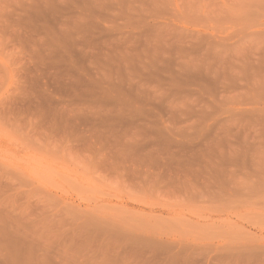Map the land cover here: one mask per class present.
<instances>
[{"label": "rangeland", "instance_id": "rangeland-1", "mask_svg": "<svg viewBox=\"0 0 264 264\" xmlns=\"http://www.w3.org/2000/svg\"><path fill=\"white\" fill-rule=\"evenodd\" d=\"M263 194L264 0H0V264H264Z\"/></svg>", "mask_w": 264, "mask_h": 264}, {"label": "bare ground", "instance_id": "bare-ground-1", "mask_svg": "<svg viewBox=\"0 0 264 264\" xmlns=\"http://www.w3.org/2000/svg\"><path fill=\"white\" fill-rule=\"evenodd\" d=\"M56 159L58 160V158H56ZM60 161H61V160H60ZM65 168H66V167H65ZM96 191H97V190H96ZM97 192H98V191H97ZM99 192H100V191H99ZM261 192H262V191H261ZM256 193H257V192H256ZM99 194L101 195V193H99ZM258 194H259V193H258ZM260 194H261V193H260ZM253 195L256 196L255 193H254ZM261 195H262V194H261ZM261 195H259V196H261ZM263 195H264V194H263ZM259 196H258V197H259ZM212 197H213V196H212ZM249 197H251V196H249ZM229 198H230V196H229ZM251 198H252V197H251ZM262 198H264V197H262ZM247 199H250V198H247ZM247 199H246V201H247ZM258 199H259V198H258ZM206 200H208V199H206ZM209 200H211V199H209ZM225 200H226V199H225ZM228 200H229V199H228ZM253 200H254V199H253ZM212 201H213V199L211 200V202H212ZM234 201H235V198H234ZM251 201H252V200H251ZM259 201H260V200H259ZM261 201H262V199H261ZM187 202L189 203L188 205H191L189 201H187ZM237 202H238V201H237ZM213 203H215V202L213 201ZM213 203H209V204H213ZM230 203H231V202H230ZM249 203H250V202H249ZM253 203H254V202H253ZM257 203H258V202H257ZM217 204H218V203H217ZM219 204H220V202H219ZM233 204H234V203H233ZM255 204H256V202H255ZM255 204H254V205H255ZM262 204H264V203H262ZM262 204H260V206H261ZM178 205H179V204H178ZM224 205L226 206V204H224ZM228 205H229V204H228ZM238 205H239V204H238ZM209 206H210V205H209ZM209 206H208V207H209ZM213 206H214V205H213ZM233 206H234V205H233ZM245 206H247V205H245ZM248 206H249V205H248ZM258 206H259V204H258ZM262 206H264V205H262ZM262 206H261V207H262ZM168 207H169V206H168ZM210 207H211V206H210ZM216 207H217V206H216ZM226 207H227V206H226ZM226 207H225V208H226ZM242 207H244V206H242ZM254 207H255V206H254ZM187 208H188V207H187ZM217 208L220 209V208H221V205H220V207H217ZM217 208H216V209H217ZM222 208H224V207L222 206ZM222 208H221V209H222ZM210 209H212V207H211ZM213 209H214V208H213ZM234 209H235V208H234ZM234 209H233V210H234ZM256 209H257V208H256ZM225 210H226V209H225ZM258 210H259V209H258ZM215 211H216V210H215ZM217 211H218V210H217ZM223 211H224V210H223ZM230 211H231V210H230ZM212 212H213V210H212ZM219 212H220V211H219ZM88 213H89V212H88ZM196 213H197V212H196ZM249 214H251V213H249ZM83 215H84V213H83ZM83 215H82V213H81V216H83ZM86 215H87V214H86ZM90 215H91V214L89 213V216H90ZM79 216H80V215H78V217H79ZM81 216L79 217L80 219H81ZM93 216H94V215L90 216V218L93 217ZM239 216H240V215H239ZM239 216H238V217H239ZM250 216H251V215H250ZM78 217H77L76 219H78V220L80 221V219H79ZM95 217H96V216H95ZM253 217H254V216H253ZM256 217H257V216H256ZM82 218H83V217H82ZM93 218H94V217H93ZM93 218H92V219H93ZM241 218H242V216H241ZM246 218H247V217H246ZM249 218H251V217H249ZM257 218H258V217H257ZM87 219H89V217H88ZM94 219H95V218H94ZM258 219H259V218H258ZM82 220H83V219H82ZM82 220H81V221H82ZM97 220L100 222V220H102V219L97 218ZM97 220H96V221H95V220H92V222H93V221L97 222ZM175 220H176V219H175ZM184 220H185V219H184ZM242 220H243V219H242ZM250 220H252V219H250ZM260 220L262 221V219H260ZM87 221H88V220H87ZM156 221H157V220H156ZM181 221H182V220H181ZM186 221H187V220H186ZM221 221H222V220H221ZM244 221H245V220H244ZM261 221H260V222H261ZM102 222H104V221H102ZM224 222H225V221H224ZM260 222H259V223H260ZM85 223H86V222H85ZM87 223H88V222H87ZM100 223H101V222H100ZM105 223H107V222H105ZM176 223H178V222H176ZM180 223H181V222H180ZM182 223H183V221H182ZM186 223L189 224L188 222H186ZM249 223H250V222H249ZM251 223H252V221H251ZM253 223H254V222H253ZM256 223L259 225L258 222H255V225H256V226H257ZM90 224H91V222H90ZM156 224H157V223H156ZM165 224L168 225V223H165ZM171 224H172V223H171ZM173 224H174V223H173ZM223 224H224V223H223ZM83 225H84V224H83ZM100 225H102V224H100ZM106 225H107V224H106ZM108 225L110 226V224H108ZM118 225H119V224H118ZM177 225H178V224H177ZM185 225H186V224H185ZM224 225H225V224H224ZM231 225H232V224H231ZM251 225H252V224H251ZM262 225H263V224H262ZM262 225H261V226H262ZM153 226H154V225H153ZM181 226H182V225H181ZM212 226H213V225H212ZM214 226H215V225H214ZM214 226H213V227H214ZM216 226H217V225H216ZM216 226H215V227H216ZM219 226H220V225H219ZM227 226H228V225H227ZM229 226H230V225H229ZM229 226H228V227H229ZM233 226H234V225H233ZM253 226H254V225H253ZM116 227H117V226H116ZM116 227H115V228H116ZM168 227H169V226H168ZM172 227H173V226H172ZM183 227H185V226L183 225ZM210 227H211V226H210ZM238 227H239V226H238ZM241 227H242V226H241ZM241 227H240V228H241ZM235 228L237 229V227H235ZM240 228H239V229H240ZM126 229H127V228H126ZM172 229H173V228H172ZM209 229H210V228H209ZM211 229H212V227H211ZM216 229H217V227H216ZM219 229H220V228H219ZM241 229H242V228H241ZM174 230H175V229H174ZM217 230H218V229H217ZM113 231H114V230H113ZM127 231H128V230H127ZM171 231H172V230H171ZM179 231H180V230H179ZM183 231H184V230H183ZM118 232H119V231H118ZM214 233H215V232H214ZM127 234H129V233H127ZM115 235H116V234H115ZM124 235H126V232H124ZM159 235H160V234H159ZM233 235H234V234H232V236H233ZM239 235H241V234H239ZM155 236H156V235H155ZM234 236H237V235H234ZM245 236H246V233H245ZM120 237H121V236H120ZM128 237H129V235H128ZM130 237H131V236H130ZM195 237H196V236H195ZM242 237H243V236H242ZM236 238H237V240L240 239L238 236H237ZM229 239H230V238H229ZM244 239H245V237H244ZM130 240H131V239H130ZM151 240H152V239H151ZM153 240H154V239H153ZM232 240H233V239H232ZM237 240H236V241H237ZM240 240H242V239H240ZM161 241H162V240H161ZM229 241H230V240H229ZM136 242H137V240H136ZM182 242H183V241H182ZM174 243H175V242H174ZM241 243H242V241H241ZM243 244H244V243H243ZM174 245H175V244H174ZM241 245H242V244H241ZM230 246H231V245H230ZM260 247H261V246H260ZM231 248H232V247H231ZM258 248H259V247H258ZM258 248H257V249H258ZM261 248H262V247H261ZM194 249H195V248H194ZM232 249H233V248H232ZM236 249H237V248H236ZM236 249H234V250H236ZM238 249H239V248H238ZM238 249H237V250H238ZM229 250H231V249H229ZM261 250H262V249H261ZM179 251H181V250H179ZM262 251H264V249H263ZM177 252H178V251H177ZM226 252H227V250H226ZM231 252H232V251H231ZM227 253L230 254V251H228ZM258 253H259V252H258ZM258 253H257V254H258ZM177 254H178V253H177ZM252 254H253V253H252ZM217 257H218V256H216V258H217ZM214 258H215V257H214ZM218 258H219V257H218Z\"/></svg>", "mask_w": 264, "mask_h": 264}]
</instances>
